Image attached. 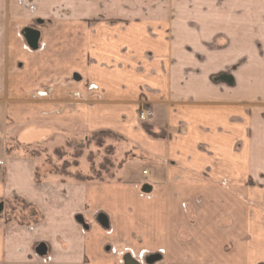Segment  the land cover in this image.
I'll return each mask as SVG.
<instances>
[{
  "label": "crops",
  "instance_id": "1",
  "mask_svg": "<svg viewBox=\"0 0 264 264\" xmlns=\"http://www.w3.org/2000/svg\"><path fill=\"white\" fill-rule=\"evenodd\" d=\"M211 43L230 82L214 95L192 69V46ZM141 105L167 139L144 131ZM0 108V264H264V0H0ZM8 123L118 132L153 161L140 179L151 195L112 184L121 198L107 214L95 196L106 183L37 181L5 142ZM14 200L40 224L8 217ZM66 204L71 232L43 234Z\"/></svg>",
  "mask_w": 264,
  "mask_h": 264
},
{
  "label": "rangeland",
  "instance_id": "2",
  "mask_svg": "<svg viewBox=\"0 0 264 264\" xmlns=\"http://www.w3.org/2000/svg\"><path fill=\"white\" fill-rule=\"evenodd\" d=\"M206 15L209 16L208 14ZM177 31L180 32V30ZM194 32V36L196 37L198 30H194ZM217 46L216 43L195 44L192 46L193 51H195L192 68L194 70L193 83L196 85L199 82L205 83L207 80L211 95L216 93V86L218 84L221 85L223 79L227 83H230L228 78H224L217 72ZM26 48L30 49L28 45H26ZM145 108L148 107L141 105L139 110L141 111ZM1 113L2 109L0 108ZM262 117L264 118V112L262 113ZM141 122H143L142 127L144 123L151 125L147 122V119L141 120ZM10 127L13 130L6 129L1 134L5 135V142L10 148L16 150L22 156H29L34 160L35 167L37 168V173H35L38 176L37 181H40V179H49V181L55 182L58 180H63V182L79 181L69 175L59 173L63 168L65 172H70L71 174L80 173L81 175L92 176L93 179L90 181L98 182L100 185L108 184L109 186H97L98 190L95 194L96 199H99L100 205H104L107 214L110 211H116L118 199L121 198L116 189L112 187V184L122 185L120 182L124 181L141 182L142 180L140 179L148 174L145 166L153 162L142 156L128 139L111 129H99L88 132L77 126L57 125L45 128L46 134H43L41 129L44 128H41V125L25 128L21 126L13 127V125L11 126L8 123V128ZM23 128H25L24 130H33L25 141H21L19 138L24 132ZM98 131H101V133H98L94 137L93 133ZM166 132L168 133L167 137L171 135L170 131L166 130ZM167 137L163 139H167ZM144 180L139 186L138 193L143 197H149L152 192V186L146 183L147 188L146 184L143 183ZM248 183L251 184L253 182L249 179ZM108 200H111V204L107 205ZM24 204L20 200L11 201L9 205L12 207V211H9L7 216L13 217L17 221H25L33 217L35 221L40 216L39 210L34 206H31L27 210L24 208ZM73 207L71 204H66L65 208L58 211L59 214L50 217V219L47 217L48 222L44 223L43 234L47 235L49 233L53 235V232L59 229V225L62 231L66 233L71 232L72 227L69 222L68 213ZM40 221L41 219L39 218L37 223L40 224ZM35 223L33 222V224ZM58 241L61 242L62 240L59 239ZM138 259L140 260L141 258ZM144 259L140 262L141 264H147ZM30 264L43 263L32 262ZM156 264H163V262H157Z\"/></svg>",
  "mask_w": 264,
  "mask_h": 264
},
{
  "label": "water",
  "instance_id": "3",
  "mask_svg": "<svg viewBox=\"0 0 264 264\" xmlns=\"http://www.w3.org/2000/svg\"><path fill=\"white\" fill-rule=\"evenodd\" d=\"M24 38L28 44V46L35 50L38 48V39H39V32L37 30H34L32 28H26L24 30ZM98 222L102 226H107V218L104 214H99L98 216ZM46 244L45 243H40L36 247V252L37 254L43 255L46 252ZM159 255H150L145 259L146 263H152L159 259ZM124 264H141L138 260H135L132 256L126 255L124 256L123 259Z\"/></svg>",
  "mask_w": 264,
  "mask_h": 264
},
{
  "label": "trees",
  "instance_id": "4",
  "mask_svg": "<svg viewBox=\"0 0 264 264\" xmlns=\"http://www.w3.org/2000/svg\"><path fill=\"white\" fill-rule=\"evenodd\" d=\"M143 129L150 137H153V138H162L163 139V138H166L167 135H168V133L166 132L165 129L156 128V127H153L152 125H149V124H146V123L143 124ZM98 133H101V131L94 132L93 136L96 137V135H98ZM59 173H63L65 175H69L72 178H74L75 180H79V181H90L91 179H93L92 176L81 175L80 173L71 174L70 172H65L63 168L59 171ZM35 178L37 180L38 176H36ZM21 203L24 204V202H22V201H21ZM30 207H31L30 205L24 204V208L25 209L28 210ZM9 211L10 212L12 211V207H10V205H9ZM39 218H40V216H38L37 219L35 218L36 220L34 221V218L30 217V218H28L29 221L28 220H25V221L22 220L21 222L30 224V223H33V222H37ZM30 221H33V222H30Z\"/></svg>",
  "mask_w": 264,
  "mask_h": 264
},
{
  "label": "built area",
  "instance_id": "5",
  "mask_svg": "<svg viewBox=\"0 0 264 264\" xmlns=\"http://www.w3.org/2000/svg\"><path fill=\"white\" fill-rule=\"evenodd\" d=\"M151 114H152L151 109L145 108L140 111L139 117L141 120H146L151 116Z\"/></svg>",
  "mask_w": 264,
  "mask_h": 264
},
{
  "label": "flooded vegetation",
  "instance_id": "6",
  "mask_svg": "<svg viewBox=\"0 0 264 264\" xmlns=\"http://www.w3.org/2000/svg\"><path fill=\"white\" fill-rule=\"evenodd\" d=\"M145 259H146V258H145ZM145 259H144V260H145ZM141 261H143V260L141 259Z\"/></svg>",
  "mask_w": 264,
  "mask_h": 264
}]
</instances>
